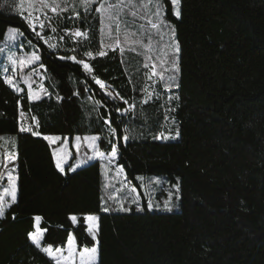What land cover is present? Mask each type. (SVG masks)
<instances>
[{"label":"trees","instance_id":"obj_1","mask_svg":"<svg viewBox=\"0 0 264 264\" xmlns=\"http://www.w3.org/2000/svg\"><path fill=\"white\" fill-rule=\"evenodd\" d=\"M160 6L179 47L169 112L179 138L170 142L157 140L167 119L162 102L144 103L140 49L100 55L94 7L80 24L88 39L66 35L77 19L65 15L53 51L0 0V43L17 29L37 50L46 78L40 100L31 102L0 69V136L15 139L18 177L17 202L0 219V264H55L29 238L37 216L43 246L66 248L70 235L79 250L95 246L89 215L99 217L98 264H264V0H181L179 18L171 0ZM96 80L125 102L108 98ZM129 105L133 111L122 116ZM22 113L39 135L20 130ZM93 135L106 154L117 147V166L138 193L139 200L119 193L127 211L113 200L119 185L103 162L62 174L43 138ZM138 177L161 181L158 207L149 208ZM172 194L168 210L162 202Z\"/></svg>","mask_w":264,"mask_h":264},{"label":"rangeland","instance_id":"obj_2","mask_svg":"<svg viewBox=\"0 0 264 264\" xmlns=\"http://www.w3.org/2000/svg\"><path fill=\"white\" fill-rule=\"evenodd\" d=\"M9 2L21 14L20 4L22 0H9ZM23 2H24V14L23 16L21 14V16L27 22L26 17L28 15V3L27 0H23ZM61 2L62 4L66 5V10L61 11L58 9L57 12H52L48 9L40 10V2L39 0H35V6L37 9L36 15L39 16V21L37 22V24L39 25L40 23H43L45 27L41 28L37 26L35 31L32 28L31 29L35 34L36 32H39L40 36H38L37 34L36 35L39 38H41L42 36L43 37L42 40L44 41V43L53 51H57V49L61 47L63 41L62 37H59V33H58L60 20L64 19L66 17L65 15H68L70 19H77L75 30L74 29L67 30L65 31V33L66 35L71 36L74 40L77 41L87 40L89 37L90 29L84 30L80 26V24L81 22L85 21L88 12L93 7L94 9L98 8L100 3L103 2V0H93V2L91 3L90 7L87 8V10L85 6L82 4L81 0H61ZM157 2L158 0H151L150 3L149 0H131V5H130L129 0H123V5H121L117 9V11L119 12L118 20L120 21L119 34L116 31L115 23L110 22L105 17H102L101 13L97 12L96 10H94V12L99 19L98 31H99L100 42L103 47L102 52L105 53L108 50H118L119 52H121L118 47H115L114 38L117 37V35H119V40L121 42L120 47L124 48L123 52L131 51L132 53H137L136 49L137 48L140 49L139 56L142 57L141 65L144 69L143 71L144 92H145L144 103H155L156 101L162 102L163 104L162 106L164 107V110L167 113V119L165 121L164 130L161 133L163 134V136L159 134L157 140L161 142H170V141H176L179 138V135H177L178 133L177 127L174 121L169 116V112L172 109V103L174 101L176 66H175V60L172 59L177 54V52H175V47H174L177 45V43L175 41L173 33L170 31L168 27H165L164 25H160L159 28L156 29L152 27L151 23H149V21L158 23L157 17L154 15V13L157 10L156 8ZM109 3L117 5L120 4V0H109ZM180 4H181V0H180ZM159 7L162 10L160 4ZM134 12L136 13L135 15H133ZM83 14H85L86 16ZM162 17H163V10H162ZM53 28H55V31H52ZM77 29H79L81 32H86L87 38L76 37L74 35V32ZM126 36H127V40L125 39ZM153 37H156L155 40H153ZM110 44L113 46L109 47L108 45ZM50 45H54L55 47H50ZM0 49H3V51L0 52V69L3 73L4 78L6 76L13 77L15 86H11V87L19 94L23 93L25 90L28 95L29 84H26L25 79H22L21 77L24 78L30 77L31 79L29 83L31 86V90L39 96V99H32L30 101L37 102L38 100H40L41 94L45 90L44 83L46 79L45 75L43 74V69L39 65L40 62L36 61L34 64H31L22 70L19 67H17V70L14 72L12 71L13 65H11V63L8 61V56L13 54L15 55L18 61L20 57L25 56L27 54H31L32 52H35L38 55L37 50L29 42H26L24 36L18 31L13 38H10L8 33L5 40L0 43ZM88 57L91 58L92 56L88 55ZM80 64L83 66V69L86 72V74L91 75L92 70L90 65L87 62H80ZM85 64L88 65L87 69L84 67ZM145 65H147V67ZM97 81L99 80H96L95 83L108 98L116 102H125L123 98H121L120 95L114 89L108 87L106 84H104L101 81L100 83H97ZM16 88H19V91H17ZM133 109L134 106L129 105L126 108V110L121 112V115L127 117L128 114L133 111ZM20 121H21L20 128L22 126L31 127L32 132H34L35 124L26 114L24 113L21 114ZM77 137H80L79 146H77V140H76ZM85 137H92V136H75L74 138L60 137V140L52 144L54 146L53 151L63 149V151L60 152V154L66 160V163L62 165L64 171L61 172L57 168L58 171L62 174L65 173L67 169H69L70 172H75L93 162L96 161L103 162L105 165V171L108 180L111 182V184L118 183L119 185L117 188L119 192L115 191L113 194V200L116 202L118 207L119 208L122 207L123 202L119 197V193L122 191L127 190L130 194H132V196L136 200H139L137 191L136 190L135 192L131 191V189L134 187L127 180L124 171L120 172V169L122 168L117 166L118 152L116 158L111 162H109V160L107 159H101L96 155L97 152H103L99 148V136H95L97 137V139L95 141L94 147L89 146V142L84 139ZM164 137H168V138L164 139ZM14 140L15 139L12 137L8 138V137L0 136V197H3V199L6 201L4 206L5 211L10 206L15 204L18 199L17 156L15 154ZM13 153L15 154V160L10 163H7V168H5L3 165L6 162L7 157ZM110 155L111 153L110 154L105 153V156H110ZM88 157H93V159L89 160ZM77 161H81L79 167H76ZM72 167H76V170L72 171L71 170ZM12 169H14V171H12L11 174L16 177L15 203H12L10 195H5V189L9 188V184L7 180L8 173ZM142 180L143 183L148 188L147 198L149 200V203L152 206L155 205L158 207L157 203L154 204V202H156L154 200L156 197L155 193L157 188L163 187L161 181L158 178H154V177L144 178ZM175 202H176L175 195L172 194V198L165 199L162 202V205L165 207V204L167 203L168 208L166 207L165 208L169 209L170 207L173 208V203ZM96 217H97L96 224L98 225V230L96 231L95 246L98 248L97 260H96V264H98L99 246H98L97 238L99 231V217L98 216ZM38 226L40 228V221ZM36 228H37V222H36ZM88 229H89V224H88ZM88 234L92 238L89 230H88ZM42 240H41V245H42ZM64 254L67 255L66 252ZM77 264H78V260H77Z\"/></svg>","mask_w":264,"mask_h":264},{"label":"snow or ice","instance_id":"obj_3","mask_svg":"<svg viewBox=\"0 0 264 264\" xmlns=\"http://www.w3.org/2000/svg\"><path fill=\"white\" fill-rule=\"evenodd\" d=\"M40 2V10L43 9H48L52 12H57V10H66V5L62 4L61 0H39ZM82 4L85 6L86 10L88 7H90L91 3L93 2V0H81ZM151 2V0H149V3ZM161 2H164V0H158L157 4H156V12L154 13V15L157 17V21L156 22H152L149 21V23L152 24L153 28L158 29L160 25H164L165 27H168L169 29H171V25L167 24L163 17H162V10L159 7V4ZM28 3V15L26 17L27 22L29 23L30 27L35 31V29L37 28V26L43 28L45 27V25L43 23H40L39 25L37 24V22L39 21V16L36 15V6H35V0H27ZM129 4L131 5V0H129ZM123 5V0H120V4L114 5L109 3V0H103L102 3H100L99 7L96 8L95 10L99 13H101L102 17L107 18L110 22H113L116 24V31L119 34L120 32V21L118 20V15L119 12L117 11V9ZM171 5L173 6V12L174 15L179 18L180 17V0H171ZM134 6V5H132ZM20 8H21V14L23 16L24 14V2L22 0L21 4H20ZM136 13L134 12L133 15H135ZM103 22V20H102ZM172 32L174 33V29H171ZM52 31H55V28L52 29ZM8 33H9V37L13 38L16 34H17V29L15 28H9L8 29ZM36 34L38 36H40L39 32H36ZM74 35L76 37H84L87 38V33L86 32H81L79 29H77L74 32ZM41 39H43V37L41 36ZM115 39V47H118L121 51V53H123L124 48L120 47V40H119V35H117V37L114 38ZM127 40V36L125 38ZM109 47H112L113 45H108ZM50 47H55L54 45H50ZM175 47V52H179V47L178 45L174 46ZM3 49H0V52H2ZM104 52H101L100 55H104ZM89 55H91V53H89ZM63 59V57H61ZM75 59V58H72ZM40 57L35 53L32 52L31 54H27L25 56H22L19 58V61L17 60V58L15 57V55H10L8 56V61L11 63V65H13V69L12 71H16L17 67H19L21 70L26 68L27 66L34 64L36 61H39ZM147 67V65H145ZM84 67L87 69L88 65L85 64ZM155 74V73H153ZM22 79H25V83L29 84V92H28V98L30 100L32 99H39V96L34 93L31 90V86H30V77L24 78L21 77ZM5 82L8 83L10 86H15L14 85V80L13 77L11 76H6L5 77ZM97 83H100V81H97ZM17 91H19V88H16ZM33 120H35V117L32 118ZM21 131H29L32 132L31 127H25L22 126ZM114 129H113V133H114ZM33 135H39L38 132H32ZM163 136V134H161ZM177 135H179V133H177ZM45 140H47L50 144L55 143L56 141L60 140V137L57 136H44L43 137ZM127 136L124 137L125 140H127ZM168 137H164V139H167ZM86 141L89 142V146L90 147H94L95 145V141L97 139V137L92 136V137H85L84 138ZM77 140V146H79V141H80V137L76 138ZM63 149L60 150H54L52 155L55 158L56 161V167L63 172L64 168L62 167V165L64 163H66V160L64 159V157L60 154V152H62ZM66 155V153H65ZM96 155L101 158V159H107L109 160V162H111L112 160H114L116 158L117 155V149L115 146L112 147V151H111V155L110 156H105L104 152H97ZM89 160L93 159V157H88ZM15 160V154H10L7 159L6 162L4 163V167L7 168V163H10L12 161ZM81 161H77L76 167L80 166ZM76 167H72L71 170L75 171ZM12 171H14V169L10 170L8 173V184H9V188L5 189V195H10L11 196V200L12 203L16 202V177L13 176L11 173ZM123 169H120V172H122ZM137 179H143V177H138ZM131 191L135 192V188H132ZM5 203L6 201L3 199V197H0V218L4 217L5 214ZM152 205L149 204V208H151ZM165 207L168 208V204H165ZM105 212L108 211V208H104L103 209ZM122 211H127V209L121 207ZM168 210H171L170 208ZM71 219L73 220V222H76V217L73 216L71 217ZM35 220L37 222V228L35 232H32L29 234V238L31 239L32 243L41 251L45 252L54 262L55 264H77V260H78V264H96V260H97V254H98V248L96 246H91V247H82L80 248V250L78 251L77 249V245L74 242L73 237L70 235L68 238V242H67V248H55L53 249L50 246H42L41 245V240L43 239V233L41 231V229L39 228L38 224L39 221L41 220V217L37 216L35 217ZM85 220L88 222L89 224V232L91 233L92 239L95 241L96 240V231L98 230V225L96 224L97 221V217L94 215H89L85 217ZM67 253V255H65L64 253Z\"/></svg>","mask_w":264,"mask_h":264}]
</instances>
